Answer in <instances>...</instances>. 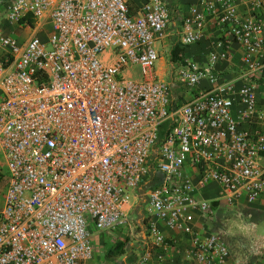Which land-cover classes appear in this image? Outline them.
Wrapping results in <instances>:
<instances>
[{
    "label": "built area",
    "instance_id": "2783aa9c",
    "mask_svg": "<svg viewBox=\"0 0 264 264\" xmlns=\"http://www.w3.org/2000/svg\"><path fill=\"white\" fill-rule=\"evenodd\" d=\"M0 3V264H87L135 204L129 264L175 247L178 264H224L220 203L264 198V0H201L179 24L165 0ZM211 23L207 63L171 61Z\"/></svg>",
    "mask_w": 264,
    "mask_h": 264
},
{
    "label": "crops",
    "instance_id": "0c3cea01",
    "mask_svg": "<svg viewBox=\"0 0 264 264\" xmlns=\"http://www.w3.org/2000/svg\"><path fill=\"white\" fill-rule=\"evenodd\" d=\"M165 1L169 6L170 20L173 23L179 24L182 15L187 12L188 7L200 3L201 0ZM252 1L234 0L241 11H247ZM1 11L2 6L0 3ZM174 33V27L170 26L168 40H171ZM216 35V24L211 23L208 27L207 39L201 43L183 48V52L181 53L182 59L190 60L197 64L207 63L210 44L216 39ZM230 50L233 53L232 62L240 63L242 56L240 45L231 44ZM162 64L163 61H161L160 65ZM258 95L260 100L264 102V86L261 87ZM222 203L218 207V220L212 228L220 232L222 239L229 249V257L226 258L224 264H264V198L252 206H228L226 204L223 206ZM249 214H251L250 217ZM166 235L170 237L173 233L166 232ZM177 236L184 240V244L187 243V238H183L182 234H178ZM181 245H183V241ZM178 249V247H175L169 250L163 262L158 263L154 260L151 264H178L181 261ZM126 258L127 256H123V262L124 264H129L130 261L128 262Z\"/></svg>",
    "mask_w": 264,
    "mask_h": 264
},
{
    "label": "rangeland",
    "instance_id": "374dc122",
    "mask_svg": "<svg viewBox=\"0 0 264 264\" xmlns=\"http://www.w3.org/2000/svg\"><path fill=\"white\" fill-rule=\"evenodd\" d=\"M18 37L24 38L27 34L25 32H16ZM176 41H172L170 50L175 45ZM140 67H133L127 70L124 75L128 79L137 80L140 77ZM164 131L167 130L166 126L162 128ZM161 135L163 133L161 132ZM4 167V159L0 154V168ZM226 203H222L225 206ZM139 207L135 204L128 216V222L123 226H119L115 230L106 231L102 233H96L93 239V255L87 264H124L123 256H127L126 260L131 262L136 259L135 254L139 253L138 246L140 228L136 222L140 218ZM94 231V229H92ZM118 242H123L124 247L121 252L111 257L107 256V252L113 251ZM139 247V248H138ZM113 261H112V260Z\"/></svg>",
    "mask_w": 264,
    "mask_h": 264
},
{
    "label": "trees",
    "instance_id": "16d2710c",
    "mask_svg": "<svg viewBox=\"0 0 264 264\" xmlns=\"http://www.w3.org/2000/svg\"><path fill=\"white\" fill-rule=\"evenodd\" d=\"M183 52V48H181L179 45L175 44L173 48L171 49V61L176 63L182 61L181 53ZM124 247L123 242H118L115 246L113 251L107 252V256L111 257L113 255H116L117 253L121 252V250Z\"/></svg>",
    "mask_w": 264,
    "mask_h": 264
}]
</instances>
